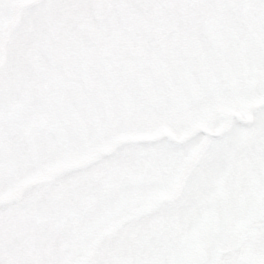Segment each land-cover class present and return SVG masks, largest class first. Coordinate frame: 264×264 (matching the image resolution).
Instances as JSON below:
<instances>
[{
	"label": "rangeland",
	"instance_id": "obj_1",
	"mask_svg": "<svg viewBox=\"0 0 264 264\" xmlns=\"http://www.w3.org/2000/svg\"><path fill=\"white\" fill-rule=\"evenodd\" d=\"M0 264H264V0H0Z\"/></svg>",
	"mask_w": 264,
	"mask_h": 264
}]
</instances>
